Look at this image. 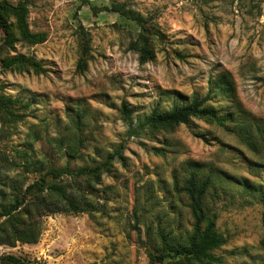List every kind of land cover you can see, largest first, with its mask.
<instances>
[{"label":"rangeland","instance_id":"1","mask_svg":"<svg viewBox=\"0 0 264 264\" xmlns=\"http://www.w3.org/2000/svg\"><path fill=\"white\" fill-rule=\"evenodd\" d=\"M27 4L30 30L46 40L20 38L13 16L11 46L0 29V98L10 99L0 104V204L48 165H93L112 152L124 159L101 174L89 210L44 217L36 243L0 245V256L37 264H168L174 259L151 262L149 252L193 234L188 196L175 182L184 185L197 162L204 166L199 176L211 177L205 204L217 214L223 243L213 250L220 261L190 264H264V0ZM144 47L152 55L146 60ZM15 55L30 61L2 65ZM223 76L235 98L217 94ZM206 95L233 119L218 125L194 117L173 130L146 123L154 108ZM68 146L82 157L65 155Z\"/></svg>","mask_w":264,"mask_h":264},{"label":"trees","instance_id":"2","mask_svg":"<svg viewBox=\"0 0 264 264\" xmlns=\"http://www.w3.org/2000/svg\"><path fill=\"white\" fill-rule=\"evenodd\" d=\"M0 16L2 19L0 29L4 34L3 44L11 46L14 41L13 24L9 22L10 16L16 19L15 28L20 38L32 44L46 40L44 32H33L29 28L27 0H20L16 4L0 0ZM151 57L146 47L141 49L142 60ZM1 61L4 67L11 68L29 62L30 59L24 55H15L5 57ZM31 64L36 68L40 67L35 60H32ZM221 79V84L224 86L218 88L217 94L222 98L225 96L235 98L233 83L225 76ZM210 99V96L206 95L202 98L195 97L183 104L176 103L167 110L154 108L146 116V123L152 129L173 130L179 124L187 123L194 117L218 125H225L227 121L233 119V113L221 114L215 107L210 106L208 104ZM9 103V98H0V104L3 106L7 107ZM123 105L127 109L126 104ZM75 149L74 146L65 147L64 153L74 156L78 151L76 155L81 158V152ZM116 157L124 159L121 152H112L106 155L105 160L93 165L71 167L69 162L59 167L48 165L46 172L40 174L22 191L14 188L10 201L0 204V245L15 246L17 242L36 243L42 233L44 217L60 212L89 210L91 207L89 195L93 193L92 189L96 183H99L101 174L109 169L111 161ZM29 165L38 166L34 160H31ZM203 168V164L195 162L189 168L190 174L184 185L180 187L178 182H175L177 192L186 193L188 196L194 219L193 234L188 242L166 243L159 253L149 252L151 262L165 258L174 259L169 260L168 264L220 261L213 250L223 243V239L217 231V214L205 204L212 181L209 175L199 176ZM83 182H86L87 186L82 185ZM262 197L264 204V191ZM0 264H37V262L14 254H3L0 256Z\"/></svg>","mask_w":264,"mask_h":264},{"label":"water","instance_id":"3","mask_svg":"<svg viewBox=\"0 0 264 264\" xmlns=\"http://www.w3.org/2000/svg\"><path fill=\"white\" fill-rule=\"evenodd\" d=\"M1 23H2V19H1V16H0V26H1Z\"/></svg>","mask_w":264,"mask_h":264}]
</instances>
